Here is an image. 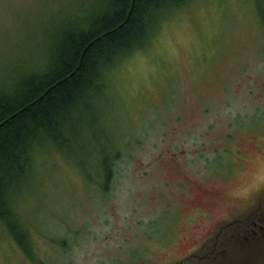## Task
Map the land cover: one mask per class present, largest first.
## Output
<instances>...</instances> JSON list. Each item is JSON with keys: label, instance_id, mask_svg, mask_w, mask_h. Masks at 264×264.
Wrapping results in <instances>:
<instances>
[{"label": "rangeland", "instance_id": "obj_1", "mask_svg": "<svg viewBox=\"0 0 264 264\" xmlns=\"http://www.w3.org/2000/svg\"><path fill=\"white\" fill-rule=\"evenodd\" d=\"M108 2L0 0L2 84L39 70ZM161 11L146 42L110 66L104 90L68 116L66 145L36 152L14 197L16 231L0 218V264L176 257L198 241L191 219L210 201L211 218L238 208L239 225L264 222V0ZM260 234L252 246L238 238L237 264H264Z\"/></svg>", "mask_w": 264, "mask_h": 264}, {"label": "trees", "instance_id": "obj_2", "mask_svg": "<svg viewBox=\"0 0 264 264\" xmlns=\"http://www.w3.org/2000/svg\"><path fill=\"white\" fill-rule=\"evenodd\" d=\"M131 1L109 0L106 9H98L84 26L65 32L61 44L51 48L50 57L39 70L24 71L11 83L0 85V218L11 230L16 231L13 217L18 218L14 197L36 152L49 144L64 147L68 116L85 98L104 90L110 66L146 42L163 17L161 10L187 2L160 0L159 12L149 20L142 0H134L130 11ZM115 145L113 141L110 146ZM110 155L103 159L106 176L112 171Z\"/></svg>", "mask_w": 264, "mask_h": 264}, {"label": "flooded vegetation", "instance_id": "obj_3", "mask_svg": "<svg viewBox=\"0 0 264 264\" xmlns=\"http://www.w3.org/2000/svg\"><path fill=\"white\" fill-rule=\"evenodd\" d=\"M204 192L206 196L209 195L207 190ZM214 204L210 201L208 204L203 203L195 207L197 214L191 221L195 222L193 232H197L193 236L195 238L199 236V239L184 253L167 258L153 256L147 251H124L122 256L112 257L110 264H237L233 257L238 251V238L252 246L254 240L262 236L260 232L264 234V222L259 224L251 219L239 225L236 219L238 208L230 209L228 214H223L217 219L211 218V214L215 213L212 209ZM242 209L248 211L250 208ZM255 225H258L261 231L255 229ZM28 245L30 246L29 243ZM26 253L30 255L29 251Z\"/></svg>", "mask_w": 264, "mask_h": 264}, {"label": "snow or ice", "instance_id": "obj_4", "mask_svg": "<svg viewBox=\"0 0 264 264\" xmlns=\"http://www.w3.org/2000/svg\"><path fill=\"white\" fill-rule=\"evenodd\" d=\"M81 2L91 3V4H101L104 2V0H81ZM159 3L160 0H142L141 6L145 9V14L148 17V19H151V15L153 13L159 12ZM4 78V69L3 66L0 65V85L3 83ZM261 184H264V172H262L261 176ZM261 196L264 198V189L261 190ZM2 215V213H0Z\"/></svg>", "mask_w": 264, "mask_h": 264}, {"label": "bare ground", "instance_id": "obj_5", "mask_svg": "<svg viewBox=\"0 0 264 264\" xmlns=\"http://www.w3.org/2000/svg\"><path fill=\"white\" fill-rule=\"evenodd\" d=\"M133 4H134V2H133V0L131 1V6H130V11H131V9H132V7H133ZM129 14V13H128ZM128 16V15H127Z\"/></svg>", "mask_w": 264, "mask_h": 264}, {"label": "water", "instance_id": "obj_6", "mask_svg": "<svg viewBox=\"0 0 264 264\" xmlns=\"http://www.w3.org/2000/svg\"><path fill=\"white\" fill-rule=\"evenodd\" d=\"M133 2H134V0H133ZM129 13H130V11H129ZM128 16H129V14H128Z\"/></svg>", "mask_w": 264, "mask_h": 264}]
</instances>
